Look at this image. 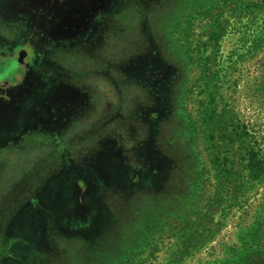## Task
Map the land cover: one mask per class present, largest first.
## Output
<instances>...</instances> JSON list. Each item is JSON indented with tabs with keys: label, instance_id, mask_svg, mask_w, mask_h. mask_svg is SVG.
<instances>
[{
	"label": "rangeland",
	"instance_id": "obj_1",
	"mask_svg": "<svg viewBox=\"0 0 264 264\" xmlns=\"http://www.w3.org/2000/svg\"><path fill=\"white\" fill-rule=\"evenodd\" d=\"M4 1L0 0V10L9 17L7 29L11 30L22 22L21 16L15 12H23L29 15L31 30L36 34L27 35L22 41L26 44L21 43L14 50H5L0 43V63H4L5 58L10 59L8 64L0 66V79L11 73L8 79L0 81V97H5L0 99V105L13 94L23 95L31 87L42 84L46 73L42 71L51 66L46 59L55 52L54 48L75 55L70 59L73 61L66 64L75 72H68V76L62 73L66 77L64 82H55L48 86V90L46 86L43 104L37 105V111L30 110L32 122L36 124V119H44V125L39 128L22 126L15 131L21 138L35 140L63 127L71 128L72 134L64 137L66 141L62 142V149L58 144L54 148L60 150L62 156L68 155L72 147L82 151L79 157L64 163V166L68 165L62 169L63 181L56 179L59 173L50 176V172H46L42 177V180L47 178L48 181L51 177L53 180L40 183L44 184V189L48 188L43 191L44 196L35 195L47 200L39 221L34 224L36 238L41 224L47 229L50 223L51 227L60 228L58 220L52 221V215L66 220L75 215L73 195L74 192L78 194L77 184H81L83 198L89 196L91 189H97L93 192L94 197L98 196L97 191L109 196L117 193L121 181L132 177L135 171L143 176L137 190L160 187L163 183L160 174L148 175L159 158L151 155L147 142H136L125 109L124 99L127 98L128 103L129 98L128 80L134 78L139 63L143 61V50L152 44L156 46L155 57L176 65L168 53L173 46V26L191 7L213 0H9L10 8ZM0 32L4 36L2 40L8 37L5 30L0 28ZM49 35L55 40H49ZM193 35L194 56L198 64L189 108L196 115L199 145L208 164L212 198L185 230L160 243L147 264H197L218 258L224 246L233 241L236 226L251 220L252 210L264 194V0L255 7L224 12L199 26ZM100 43L104 44L105 52L108 49L105 57ZM72 47L76 52L72 53ZM107 56L114 64V75L124 76L121 75L122 81L115 79L111 83L118 96L115 104L106 103L112 100V96L106 93L105 82L99 86L102 77L94 74L95 62L99 59L107 61ZM52 65L55 69V64ZM56 74L59 76L58 72ZM180 74L179 67L178 81L173 82L176 85L181 81ZM87 87H93V98H87ZM101 92H104L103 103L97 104ZM4 111L1 105L0 113ZM82 115L84 119H81ZM19 116L23 119L25 112ZM78 119L88 128L79 127L80 124L69 125ZM172 121L167 119L164 131H169ZM11 132L14 131H0L5 134L0 143L8 139ZM61 166L54 164L53 169L58 170ZM12 168L0 179V188L5 187L6 179L15 177L10 176L17 170L14 166ZM51 168L49 163L47 171ZM86 176L87 181L82 178ZM3 190L5 195V188ZM52 195L60 198L54 201ZM77 209L81 211L84 207ZM18 213L21 214V210ZM45 216L49 219L46 220ZM93 217L89 222L84 220V224L69 223L68 220L70 225L65 228L66 232L81 235L90 227L94 238L100 221L103 225L99 209ZM42 235L46 236L33 243L39 244L41 250L46 242H55L50 250L54 253L50 261L54 262L62 255L61 264H74V259L66 260L65 256L80 258L77 251L81 240L78 237L63 240L62 235L50 230ZM110 241L113 243V238L110 237ZM41 257L42 254L35 258L39 260Z\"/></svg>",
	"mask_w": 264,
	"mask_h": 264
},
{
	"label": "trees",
	"instance_id": "obj_2",
	"mask_svg": "<svg viewBox=\"0 0 264 264\" xmlns=\"http://www.w3.org/2000/svg\"><path fill=\"white\" fill-rule=\"evenodd\" d=\"M5 1L4 4L9 6V0ZM261 3L262 0H213L211 3H200L195 8L191 7L185 11L172 28L173 46L168 50L171 52H168L171 55L170 59L176 65L171 61L166 62L155 57L154 44L150 48L146 46L145 51L142 48L143 61L139 63L134 78L128 80L129 98L128 103L127 98L124 99L125 109L128 110L136 142H147L151 155L159 158L151 166L148 175L159 173L163 183L160 187H154L149 191L137 190V186L140 187L143 181V176L134 171L132 177L128 176L121 181L117 193L104 196L97 191L98 196L94 197L93 192L97 189H91L88 191L89 196L85 198L80 194L81 184L75 185L78 189V194L74 192L73 195L75 215L67 219L69 223L74 221L84 224V220L89 222L91 217L94 219L93 215L99 209L103 225L100 221V227H96L97 235L94 238L90 227H87L88 230L82 229L84 234L81 235L73 231L71 234L70 231L67 233L65 228L70 225L67 224L68 220L64 217L57 218L55 215H52L54 216L52 221H59V229L51 227V223L48 224L49 229L41 224L37 238L34 234V224L39 221L38 217L44 211V202L47 201L46 198L35 196L39 194L44 196L43 191L48 189L43 188L44 184L40 185L47 179L42 180V177L46 172H50V176L59 173L60 176L56 179L59 182L63 181L62 169L68 165L64 166V163H67L66 160L76 159L82 152L73 150L72 147L68 151V157V155H59L60 150L56 151L54 148L58 144L62 149V142L66 141L64 137L72 134L71 128L63 127L54 134L43 135L35 140L21 138L20 134L15 132L22 126L28 128L43 126L44 119H36V124L32 122L30 110L37 111V105L43 104L46 86L48 90V86L55 82L60 83L62 80L64 82L66 77L62 73L68 76V72H75L66 66L73 61L70 59L75 55L63 53L65 51L59 47L54 48L55 52L50 53L49 58L46 59L51 66L47 68L48 70L42 71V73L46 72L44 76L42 74V84L30 86L31 89L27 93L13 94L1 103L6 112L0 113V131L14 132L0 143V179L6 176L5 173L11 172L13 166L17 170L15 174L10 175L15 177L6 179L4 183L5 195L4 188H0V200H2L0 202V264H61L62 255L54 262L50 261L54 254L50 251L55 245L54 241L46 242L41 250L39 244L33 243V241L38 242L39 238H44L46 235L43 236L42 233H47L49 230L62 235L63 240L73 237L81 240L78 243L80 249L77 253L82 262L77 258L78 256H65L66 260L74 259V264H147L160 243L179 234L196 220L212 198V185L205 153L199 145L196 115L189 108L192 81L198 64L194 56L193 34L199 26L216 16H221L224 12L255 7ZM15 13L21 16L18 18L22 22L19 24L17 21L18 25L13 27V30H9L7 29L9 23H6L9 17L0 10V28L5 30L6 35L8 34V37L2 40L4 36L0 32V43L5 46V50L26 44L22 41L27 35L36 34L31 30L29 15L23 12ZM119 31L118 26L117 32ZM48 37L49 40L53 39L51 35ZM103 45L100 43L99 46L104 49L103 57H105L108 49L105 52L106 48ZM75 50V47H72V53L76 52ZM107 58V61L99 59L97 63L95 62L94 74L102 77L100 82L97 81L100 83L99 86L102 87V82H105L103 85L107 86L106 93L112 96V100L106 103L115 104L118 96L111 83L115 82V79L122 81L124 76L119 73L114 75L112 72L114 64L109 56ZM9 61V57L4 59V63ZM51 62L55 64V69ZM202 63L204 62L201 61ZM179 67L182 77L176 85L173 82L178 81ZM71 77L73 75L69 78ZM92 88H86L87 98H93L95 91L91 90ZM101 95L100 100L104 97V92H101ZM2 98L5 97L1 96L0 99ZM100 100L97 98V104L103 103V100L102 102ZM22 112H25L23 119L19 116ZM81 119H84L83 115ZM167 119L171 121L174 119V122L172 121L169 131H164L163 126ZM73 123L74 121L69 125L80 124L79 127L88 128V125L80 119ZM161 131H163L162 135H160ZM2 135L5 134L0 133V139ZM49 163L52 168L47 171ZM54 164L63 166L54 170ZM65 178L69 177L65 176ZM82 178L86 180L88 176ZM52 180L51 177L46 182ZM53 198L52 200L55 201L60 197L53 196ZM13 200L15 202H12ZM82 205L84 209L79 211L77 207L82 208ZM20 210L21 214L18 213ZM48 219L49 217L46 218ZM236 228L233 241L224 246L218 258L208 262L199 261L197 264H264V194L253 208L251 220L242 225L238 224ZM110 237L113 238V243ZM40 254L43 257L39 260L35 258Z\"/></svg>",
	"mask_w": 264,
	"mask_h": 264
},
{
	"label": "flooded vegetation",
	"instance_id": "obj_3",
	"mask_svg": "<svg viewBox=\"0 0 264 264\" xmlns=\"http://www.w3.org/2000/svg\"><path fill=\"white\" fill-rule=\"evenodd\" d=\"M74 1V0H73ZM10 62V61H9ZM9 62H6V63H0V66H4V65H6V64H8ZM2 64V65H1ZM11 74V73H10ZM10 74H8L7 76H5L3 79H0V81L1 80H6V79H8V77L10 76ZM0 78H1V75H0Z\"/></svg>",
	"mask_w": 264,
	"mask_h": 264
},
{
	"label": "water",
	"instance_id": "obj_4",
	"mask_svg": "<svg viewBox=\"0 0 264 264\" xmlns=\"http://www.w3.org/2000/svg\"><path fill=\"white\" fill-rule=\"evenodd\" d=\"M18 62V61H17ZM16 63V62H15ZM17 65V64H16ZM17 70V69H16Z\"/></svg>",
	"mask_w": 264,
	"mask_h": 264
}]
</instances>
